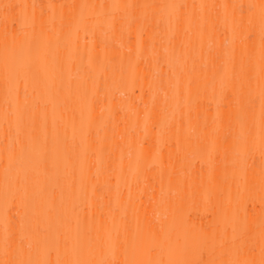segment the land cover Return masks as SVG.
I'll return each instance as SVG.
<instances>
[{
	"label": "snow or ice",
	"instance_id": "snow-or-ice-1",
	"mask_svg": "<svg viewBox=\"0 0 264 264\" xmlns=\"http://www.w3.org/2000/svg\"><path fill=\"white\" fill-rule=\"evenodd\" d=\"M0 35V264H264V0H0Z\"/></svg>",
	"mask_w": 264,
	"mask_h": 264
},
{
	"label": "bare ground",
	"instance_id": "bare-ground-1",
	"mask_svg": "<svg viewBox=\"0 0 264 264\" xmlns=\"http://www.w3.org/2000/svg\"><path fill=\"white\" fill-rule=\"evenodd\" d=\"M16 2H24V0H16ZM38 2H43V3H67L70 2V0H38ZM78 2V0H77ZM95 2V0H94ZM209 2H217V3H223V2H243V3H249V2H254V3H259V0H209ZM2 35H0V44H2ZM139 94V93H137ZM215 112V105L213 104L211 107V112L209 115L213 114ZM250 164H252V167L254 170H259V168L264 164L262 162L259 153L255 155V157L249 161ZM177 168H179V164L176 165ZM203 172L204 175L206 176L207 174V167L206 165H203L202 162L199 159H195L192 161V178L195 179L196 177L199 176V174ZM216 177H217V184L219 186V192H218V199L222 203H227L229 194L234 197L236 194V184L231 178H226L224 176V170L222 167L217 168L216 172ZM157 187H159V181L157 178ZM145 203H147V196H145ZM199 199V198H197ZM249 208L251 210V213H258L260 206H261V201L259 199V194H256V198L253 199L249 203ZM187 214L190 216L191 222L196 223V224H205L207 225L209 223V217L208 213L205 210V207L203 206L202 203L199 204V206H191L187 210ZM256 258L259 259V249L257 246V255Z\"/></svg>",
	"mask_w": 264,
	"mask_h": 264
}]
</instances>
